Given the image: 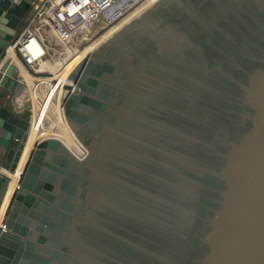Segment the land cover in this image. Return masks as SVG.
Wrapping results in <instances>:
<instances>
[{
    "label": "water",
    "instance_id": "obj_1",
    "mask_svg": "<svg viewBox=\"0 0 264 264\" xmlns=\"http://www.w3.org/2000/svg\"><path fill=\"white\" fill-rule=\"evenodd\" d=\"M67 80L86 153L33 143L0 264H78L79 240L105 264H264V0H157ZM6 108L13 173L31 110ZM9 182L0 170V205Z\"/></svg>",
    "mask_w": 264,
    "mask_h": 264
},
{
    "label": "built area",
    "instance_id": "obj_2",
    "mask_svg": "<svg viewBox=\"0 0 264 264\" xmlns=\"http://www.w3.org/2000/svg\"><path fill=\"white\" fill-rule=\"evenodd\" d=\"M156 1L38 0V3L27 17L18 36L8 46L9 49L8 47L5 49L9 62H12L16 67V61L13 59V56L18 58L16 52L20 54L23 61L18 59L21 61L23 68L33 76L32 83H28L23 79L17 69L18 74L14 79L15 85L8 91L6 105L14 112H19L27 105H30L31 115L29 126L31 127L33 122H35L36 128H43L45 122H42L41 112H38L37 108V104L41 103L43 98L37 95L36 90H41V93L45 96L48 94L52 95V89L55 88L54 95L57 101H60V104L67 94L66 89L63 88V85L67 83V74L65 76L66 80L61 76H50L49 74L55 71L54 69H57L61 65V62L57 66H55L56 63H49L53 64V68L45 63L49 62L46 57L48 51L54 49L52 43H62L66 46L67 43H72L73 50L70 53H73L81 43L83 45L86 44L90 38L98 34L92 35L97 20L104 19L108 22L105 28H108L113 23L125 18L129 13H132L131 10L139 4H147L143 9L145 10ZM140 13L132 16L129 20H132ZM44 27L47 32L51 30V34L48 32L52 38L51 41L46 39L43 31ZM9 52L13 54H9ZM42 63L44 64L42 65ZM5 73V70L2 71L0 69V83ZM12 116L15 120L16 117L13 114ZM17 185L18 181L15 187ZM3 230H5V224L2 215L0 219V231Z\"/></svg>",
    "mask_w": 264,
    "mask_h": 264
},
{
    "label": "bare ground",
    "instance_id": "obj_3",
    "mask_svg": "<svg viewBox=\"0 0 264 264\" xmlns=\"http://www.w3.org/2000/svg\"><path fill=\"white\" fill-rule=\"evenodd\" d=\"M146 5L147 4H139L133 10H131L132 13H129L125 18L121 19L118 22L113 23L108 28H105L100 33L93 36L91 40L83 46L82 49H80L76 54H74V56H72L58 70L49 73L50 76H61L65 78L66 74H68V72L78 62V60L86 56L90 52V50L94 49L96 46L107 40V38L112 36L114 32H116L120 27H122L132 16H135L137 13L140 12L142 13L143 12L142 10L146 7ZM9 54H13V53L9 52ZM13 59L16 61L17 69L19 70L20 76L23 79H25L28 83H32L33 76L23 68L21 61L17 57L13 56ZM45 63H47L49 66L53 68V64H49L51 62H45ZM43 64L44 63H42V65ZM54 89L55 88L52 89L53 92L52 95L48 94L45 96L41 93V90L39 89L36 90L37 95L43 98V100H41V103L37 104V108H38V112H41L42 122H45L43 126L44 125L45 126L43 128L40 127L36 128L35 122H33V125L29 129L27 142L24 146L18 165L16 166L14 172L10 173L9 171L5 170L3 167L0 166L2 172L10 176L8 189L0 205V219L4 214V210L6 208L7 202L10 199V194L13 188L15 187V185L17 184V180L21 173L22 167L24 166L28 158L33 142H35L36 139L42 138L44 136L52 135L63 140L77 156L80 157L81 155H84L86 152L85 147L81 145L80 142H78L73 132L71 131L70 127L68 126L67 120L64 117L62 111L60 101L58 102L56 96L54 95L55 92ZM79 241H80L79 245L75 246L77 251L78 264H105L98 262V258L94 257L93 254L89 251L90 249L87 248L88 245L87 241H83V242L81 240ZM99 249L100 248L94 249V252L99 254Z\"/></svg>",
    "mask_w": 264,
    "mask_h": 264
},
{
    "label": "crops",
    "instance_id": "obj_4",
    "mask_svg": "<svg viewBox=\"0 0 264 264\" xmlns=\"http://www.w3.org/2000/svg\"><path fill=\"white\" fill-rule=\"evenodd\" d=\"M37 3L38 0H29L28 4H21L17 0H0V69L6 72L0 83V160L15 122L6 103L8 91L15 85L14 79L18 74L17 67L9 62L5 49L18 36Z\"/></svg>",
    "mask_w": 264,
    "mask_h": 264
},
{
    "label": "rangeland",
    "instance_id": "obj_5",
    "mask_svg": "<svg viewBox=\"0 0 264 264\" xmlns=\"http://www.w3.org/2000/svg\"><path fill=\"white\" fill-rule=\"evenodd\" d=\"M108 25V22H106L104 19H99L96 21L95 25H94V29H93V34L95 35L97 33H99L102 29H104L106 26ZM45 27L43 28L44 34L46 39L48 40H52V38L50 37L49 33L47 31H45ZM49 31V30H48ZM51 34V30L49 31ZM91 40V38L87 41V43ZM52 43V42H51ZM54 49H51L48 51L47 53V59L49 62L51 63H57L55 66H57L59 64V62H61V65H59V67L57 69H59L63 64H65L72 56H74V54H76L80 49L83 48V43H81L79 45V47L77 48V50L73 51V53L70 51L73 50L72 48V43H67V46L62 44V43H56L53 42L52 43ZM83 45V46H82ZM66 57V58H65ZM65 58V59H64ZM54 66V67H55ZM54 69V70H57ZM84 153V152H83ZM80 155V154H78ZM1 170V169H0Z\"/></svg>",
    "mask_w": 264,
    "mask_h": 264
}]
</instances>
